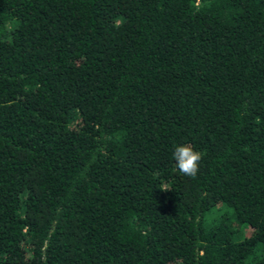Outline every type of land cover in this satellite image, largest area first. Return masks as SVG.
<instances>
[{
  "label": "trees",
  "instance_id": "obj_1",
  "mask_svg": "<svg viewBox=\"0 0 264 264\" xmlns=\"http://www.w3.org/2000/svg\"><path fill=\"white\" fill-rule=\"evenodd\" d=\"M0 264H264V0H0Z\"/></svg>",
  "mask_w": 264,
  "mask_h": 264
},
{
  "label": "clouds",
  "instance_id": "obj_2",
  "mask_svg": "<svg viewBox=\"0 0 264 264\" xmlns=\"http://www.w3.org/2000/svg\"><path fill=\"white\" fill-rule=\"evenodd\" d=\"M173 159L181 175L194 178L199 172L203 155L193 145L183 144L175 146ZM161 190L167 191L169 189L165 187L161 188Z\"/></svg>",
  "mask_w": 264,
  "mask_h": 264
},
{
  "label": "rangeland",
  "instance_id": "obj_3",
  "mask_svg": "<svg viewBox=\"0 0 264 264\" xmlns=\"http://www.w3.org/2000/svg\"><path fill=\"white\" fill-rule=\"evenodd\" d=\"M246 231L248 230L247 228L245 229ZM244 229H242V232L238 235V237H242L244 233H247Z\"/></svg>",
  "mask_w": 264,
  "mask_h": 264
}]
</instances>
